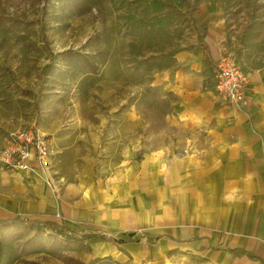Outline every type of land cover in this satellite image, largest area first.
Returning a JSON list of instances; mask_svg holds the SVG:
<instances>
[{
  "label": "crops",
  "instance_id": "crops-1",
  "mask_svg": "<svg viewBox=\"0 0 264 264\" xmlns=\"http://www.w3.org/2000/svg\"><path fill=\"white\" fill-rule=\"evenodd\" d=\"M195 18L190 43L166 39L149 53L166 54L153 82L171 112L137 168L84 177L76 148L48 135L44 171L0 164V223L72 239L64 229L79 227L94 235V258L116 264H264V41L230 33L215 10ZM222 55L247 76L241 110L216 95Z\"/></svg>",
  "mask_w": 264,
  "mask_h": 264
},
{
  "label": "rangeland",
  "instance_id": "rangeland-1",
  "mask_svg": "<svg viewBox=\"0 0 264 264\" xmlns=\"http://www.w3.org/2000/svg\"><path fill=\"white\" fill-rule=\"evenodd\" d=\"M203 8L224 15L230 33L264 41V0H0V137L36 126L64 138L84 177L136 169L171 112L153 82L166 54L149 53L166 39L190 43ZM15 224L32 229L0 242V264H116L94 258V235L79 227L64 230L82 242ZM32 236L43 246L17 250Z\"/></svg>",
  "mask_w": 264,
  "mask_h": 264
},
{
  "label": "built area",
  "instance_id": "built-area-1",
  "mask_svg": "<svg viewBox=\"0 0 264 264\" xmlns=\"http://www.w3.org/2000/svg\"><path fill=\"white\" fill-rule=\"evenodd\" d=\"M214 87L218 100L233 109L241 110L247 104L246 74L231 55H222L216 61ZM0 164L9 171H30L39 174L50 166V140L36 126L17 128L6 134L0 147ZM77 237L70 233H66Z\"/></svg>",
  "mask_w": 264,
  "mask_h": 264
},
{
  "label": "trees",
  "instance_id": "trees-1",
  "mask_svg": "<svg viewBox=\"0 0 264 264\" xmlns=\"http://www.w3.org/2000/svg\"><path fill=\"white\" fill-rule=\"evenodd\" d=\"M1 19H4L1 17ZM32 229L31 225H19L15 223L0 224V242L9 235H25ZM43 246V242L36 237H29L21 243L17 244V250L22 253H28L38 250Z\"/></svg>",
  "mask_w": 264,
  "mask_h": 264
}]
</instances>
